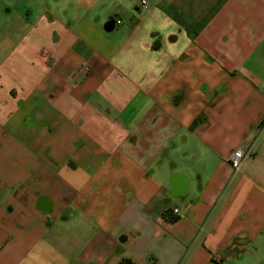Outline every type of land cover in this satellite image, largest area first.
<instances>
[{
	"label": "crops",
	"instance_id": "1",
	"mask_svg": "<svg viewBox=\"0 0 264 264\" xmlns=\"http://www.w3.org/2000/svg\"><path fill=\"white\" fill-rule=\"evenodd\" d=\"M146 2L0 0V264H264V0Z\"/></svg>",
	"mask_w": 264,
	"mask_h": 264
},
{
	"label": "built area",
	"instance_id": "2",
	"mask_svg": "<svg viewBox=\"0 0 264 264\" xmlns=\"http://www.w3.org/2000/svg\"><path fill=\"white\" fill-rule=\"evenodd\" d=\"M140 7L144 8L147 5L146 0H139ZM121 21L116 20V23L119 24ZM255 152V144L252 143L249 146L243 148L238 147L234 149L229 156V163L232 168L233 174H236L240 171L245 161L250 158Z\"/></svg>",
	"mask_w": 264,
	"mask_h": 264
},
{
	"label": "trees",
	"instance_id": "3",
	"mask_svg": "<svg viewBox=\"0 0 264 264\" xmlns=\"http://www.w3.org/2000/svg\"><path fill=\"white\" fill-rule=\"evenodd\" d=\"M194 124H192L193 126ZM166 219H168L169 221H174L177 219V216H168V215H165Z\"/></svg>",
	"mask_w": 264,
	"mask_h": 264
}]
</instances>
